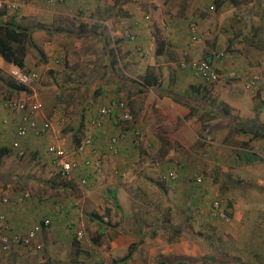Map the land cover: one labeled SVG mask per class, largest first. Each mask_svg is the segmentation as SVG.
I'll return each mask as SVG.
<instances>
[{
  "label": "crops",
  "instance_id": "obj_1",
  "mask_svg": "<svg viewBox=\"0 0 264 264\" xmlns=\"http://www.w3.org/2000/svg\"><path fill=\"white\" fill-rule=\"evenodd\" d=\"M230 3L232 4L231 1ZM121 6L125 11L128 8L125 7L126 5ZM211 6L214 7L213 4ZM127 13L128 12L125 14ZM178 14H182V12L175 13V15ZM144 16L137 15L138 18H133L131 25L128 26H125L126 22L122 21L124 26L119 25L116 29H108L105 35L92 29V27L86 29L85 25L81 28L78 27L79 30L77 29L74 31H67L61 27H54L55 33L60 34L61 37L71 35L75 37H70L69 39L65 37L68 40H62V38L57 39L56 51H50L46 47V38L38 37L39 32H48L47 27H39V25L36 24L37 20L43 19L44 16L37 17L36 22L27 20L24 24H19V26L29 29L35 27L36 29L32 31V45L29 46L28 49L35 45L34 42L36 41L34 40L38 37L37 42L39 46L42 45L49 56L55 57L56 62L61 63L66 61L69 70L72 68L74 73L75 71L80 73L79 79L90 78L91 80V78L94 77L95 68L92 63V69H87L85 71L79 69L78 63H75L77 58H79V62H81L79 64L82 65L83 59L94 61L98 56L101 57V78L107 80L111 75V81H108L107 84L92 88L89 86H80L78 84L75 85L69 81L65 84V87H63L64 89L61 90V93L65 92V89L71 92V96L67 100L68 102L75 104L84 103L85 105L93 102L91 100L95 99V104L99 103L100 105H105L113 99H126L130 104V94L124 90L123 92L126 95L119 93L121 88L125 89L124 87H129L125 82V78L127 77L124 76L120 78V76L115 75L116 73L123 72L139 80L136 97H142L141 100L145 99V108H143L142 111L150 112V116L148 117L150 121H160L157 124L151 123L153 126H159L164 123L163 127L166 128V126L171 125L173 122L181 120L182 123L185 122L187 126L189 122H196L194 127L186 129L185 135H189L193 139V141L189 143V146L196 147L193 149L199 152L197 159L199 165L201 167L206 164L211 165L210 163L213 161V167L215 168L233 169L236 174V181L234 182V187L236 188L232 190H235V193L231 192L227 208L222 206L224 200L219 201L221 207L215 209L214 207L211 209L208 202H206V206L204 202L207 197L206 195L199 194L195 198L190 199V195L187 194L184 198V200H187L186 203L190 200L194 202L185 205L183 211L177 213L183 215L184 225L183 222L177 218L172 202L170 203V209L167 208L164 209V211H159L157 205L152 202L151 198L148 199L147 197V201L142 198L139 200L136 194L132 195V200L128 193H126L127 198L126 194L124 195L125 197H120L122 201L123 199H127L126 208L124 209L121 199H119L118 202V197L115 196V189H104L111 202H106V198L104 200L102 199V207L97 213H91V209L89 208L85 209V213L89 219L84 224L81 223L75 230V232L82 231L83 236L81 239L83 240L79 241L81 239H74L70 242V245H72L74 249L72 250V257H70L71 260L67 262V264H162V262L168 263L170 258L173 259L174 264H185L179 260L180 258L198 260L197 264H264V95L261 96L259 92H257L260 95L258 97L252 99L242 98L238 96V93L237 96L235 95V88L229 87L230 85H224L221 82L215 84L204 83L194 75L189 67H179L178 64L180 63L181 65V63L185 61L189 64L201 58L210 61L218 53L212 55L213 51H195L192 49L188 37L185 42L183 29L176 28L179 21H174L173 19V25L169 31H166V33L162 35V46L158 48L156 43H158L159 37L157 40L155 39L154 30H151L146 25L140 26V23L144 21V19H148L147 15ZM11 19L14 20V17H11ZM11 19H9L7 10L0 12V20H3V22H10L9 20ZM59 19H63V17ZM98 20H100V18ZM43 21L45 22V20ZM100 21L104 20L102 19ZM12 23L16 24V22ZM80 33H82L81 36H79ZM127 33L133 34L134 38L132 40L128 38V40L126 38ZM190 36L191 34H189V37ZM90 37L94 39L90 41ZM82 38L85 40L84 44L80 42ZM129 41L131 42L129 43ZM263 50L264 48H257V51L261 52V56H264ZM219 55V58L223 57L227 55V51H223ZM241 64L246 65V61H242ZM15 67L16 65L5 61L0 56L1 69H7L10 73ZM24 67L35 70L31 65V59H29L27 55L25 57ZM258 67H260V69L264 67V58L261 59ZM230 68L235 69L234 65H231ZM234 69L232 70L234 71ZM90 72H92V74ZM162 72H171L174 78L168 77L169 79L164 81L161 79L160 75H158V73ZM154 77L157 78L155 83L153 80ZM146 78L150 81V85L145 83ZM263 79L261 83L264 82ZM82 82L86 83L88 81L84 80ZM219 87H223L226 90L224 94L217 96L215 95V90ZM170 88L174 91H171ZM76 90L77 94L75 93ZM187 91L197 95L194 97V95H191ZM171 92H182L186 94L191 101L194 98L196 101L192 102V104H194V112L191 113L187 106L179 102L182 100L172 99L173 97L170 96ZM145 97H148V99ZM217 97H219L221 101H219ZM56 98L55 103L58 104L59 97ZM149 98L154 100L150 102ZM155 100L157 104H155ZM34 101H37V99L34 98ZM159 101L164 104H169L174 112H170L169 110L165 111L162 105L158 103ZM57 107L59 108V106ZM98 107L90 114L96 113ZM41 110L42 108L40 111ZM158 111L159 113L156 114ZM12 113L13 112H10L9 114ZM39 113L36 115V118L40 122L43 120L39 119ZM81 113H83V111H81L80 114ZM9 114L0 113V151L1 148H3L0 156L3 155L5 161L8 160L6 157L9 154L8 150H10V144L15 139L16 122L18 121L15 115L12 117L11 115L9 116ZM53 117L56 116L54 115ZM4 120L6 121L5 123ZM60 121L61 118H58L53 123L57 125ZM257 121L262 126V129H258L255 126L254 122ZM56 128H52V132H55ZM111 128L112 127H108L109 131L104 133L98 131L99 135L97 136L96 143L99 141L97 144H99L100 147L97 149L101 153H104L105 150V140L103 139L108 135ZM49 132L44 134V136ZM261 133H263V135ZM57 134L58 131H56V135ZM37 137L40 136L30 130L28 134L20 140L21 146L26 142V145H29L31 147L30 149H32V156L40 155V160L53 168L54 165L52 164V160L50 156L46 154V148L50 144L61 146L56 140H52L51 135H48L47 141H52L47 143V147L44 141L45 148H42L39 145V143H42V140L37 141L35 139ZM155 139H157V137ZM184 144L187 145L186 142H184ZM39 146L42 150L40 153ZM129 147L130 149L132 147L131 140L121 145L119 154L108 156L101 160V172L102 170L109 171V163L113 159L116 160L115 166L118 167L119 171L116 169L115 173L114 171L112 172L115 178L108 181L112 185L120 186V184H122L121 179L123 178L121 177L124 172L121 171L125 170L121 167L128 161ZM61 148L65 150V148ZM210 151L213 152L212 155H205V153ZM86 155L88 154L76 155L77 167L79 166L76 173L80 176L86 175L87 177L93 175L92 178H94V180L90 178V180L92 179L90 184H93L92 182L98 181L100 176L98 178L97 176L94 177L96 174L92 173L91 166L85 164L83 159ZM72 157H74V155ZM54 172L57 173L56 169ZM0 178L2 179V175H0ZM29 178L30 177H27L26 179ZM197 180H199V182L201 181L198 178ZM65 183V187H69L67 184L73 182ZM230 185L233 186L231 183ZM92 186L93 185H91L90 188H92ZM23 192L25 191H19L15 195L13 193V197L9 195L11 197L9 206L2 204L3 206L1 207L7 218L6 226L12 233H25L39 220L51 218L48 214H45L43 218L37 217V219H33L37 213L35 214L29 211H49L52 205L48 202L43 206L42 202L44 199L42 196L40 203L41 207L43 206L44 209H40L37 204H29V207L27 204L20 207L21 201H15L14 198L18 197ZM86 193L87 196H89V192L87 191ZM49 199L52 200L51 197ZM166 199L168 200V197H166ZM56 202L57 201L52 202L53 212L55 215L63 216V206L60 202L56 205ZM145 209L147 211H145ZM193 212H195V216ZM78 214L81 216L82 211H79ZM97 215L101 217V220L95 218ZM108 216H111L110 219H108ZM30 220L32 221L29 222ZM188 221L189 223H187ZM207 228L211 229V234L206 233L205 230ZM68 232H72V230L70 231V229L66 227L57 229L56 233L58 234L54 233L53 240L60 242L62 240V235ZM51 234V231H44L43 240L47 237L49 238ZM233 246L239 249L233 248ZM94 249H97L98 255L94 253ZM13 250L21 251L18 248H13L9 252ZM13 253L15 254L14 251ZM90 253H94L95 256L90 255ZM243 253L245 255H242ZM9 256H11L12 259L21 258L23 263L32 261L30 257L25 259L17 255L8 254L7 258H9ZM166 259L168 260L166 261ZM33 261L35 260L33 259ZM57 262L59 261H55V263ZM14 263L19 264V260H15ZM0 264L6 263H1L0 261ZM10 264L13 263L10 262ZM189 264H191V262Z\"/></svg>",
  "mask_w": 264,
  "mask_h": 264
},
{
  "label": "rangeland",
  "instance_id": "obj_2",
  "mask_svg": "<svg viewBox=\"0 0 264 264\" xmlns=\"http://www.w3.org/2000/svg\"><path fill=\"white\" fill-rule=\"evenodd\" d=\"M12 1L17 3V8L3 10H7L9 19L14 17V20H9L10 22H16L17 25H21L27 20H33L36 22L37 17L44 16L43 19H38L36 24L42 27L45 26V28L47 27L48 32H39L38 37L47 39L46 47L50 51L57 50V39L62 38V40H68L70 37L75 38L72 35L65 36L68 39L64 36L61 37L60 34L55 33L54 27H61L67 31H74L77 29L79 30V28L85 25L86 29L92 27V29L105 35L108 32V29H116L119 25L124 26L122 21L126 22L125 26H128L131 25L133 18H138L137 15H147L148 19H144V21L140 23V26L142 27L146 25L151 30H154L155 39L157 40L159 37L156 45L160 48L163 42L161 37L166 31H169L173 25L172 19L174 21H179L176 28L183 29L185 42L188 37L192 49L195 51H213L212 55L218 53L210 60V62L213 66L220 68L223 72L227 73L225 74L224 80L220 81L221 83L224 85H230L229 87L231 88H235V95L237 96L238 93V96L242 98L252 99L264 95V82H260L259 88L260 85L261 88L260 90L257 89L259 95L258 93L255 94L247 91L244 87L243 81L247 75L260 69L258 66L261 59L264 58V56H261V52L257 51V48L252 45V40L249 37L254 33L253 27L257 26L259 31L255 41H258L259 44H263L264 42V0H261L256 4L252 1L237 0L238 4L236 5H233L229 0H226L218 10L216 8L211 9V5H214V0H63V2L51 4L48 3L47 0ZM121 5H126L125 7H128L126 11ZM126 12L128 13L125 14ZM176 12H182V14L175 15ZM60 17H63V19H59ZM99 18L104 21L98 20ZM43 20H45V22ZM0 21L3 22V20ZM191 23H194L197 27L196 39H191V36L189 37V25ZM38 37L34 40L36 41L34 42L35 45L30 47L26 54L28 58L31 59L32 67L35 68L38 73V79L36 81L32 82L29 86H21L19 91H12L10 90L11 88H9V85L14 82L11 74L7 69L0 68V113H10V111L4 106L5 98L17 97L26 98L28 100L36 98L37 101L42 104V110L38 115L39 119L50 121L52 127L47 135H40V137L35 139L37 141L42 140V143H39L42 148H45V142L47 147V143L56 140L61 147L65 148L66 153L70 154L75 145L74 134L79 133L78 127L80 125L81 116L88 115L100 104H95V99L91 100L93 102L85 105L84 103H70L67 100L71 96V92L65 89V92L61 93V90L64 89L63 87H65V84L69 81L75 85L89 86L91 88L98 87L111 81L112 76L110 75L107 80L101 78L102 68L100 64V56L94 61L83 59L82 65L79 64L81 62H79V58L76 57L77 61H75V63H78L80 67L79 69L83 71L92 69V63L95 68V74L91 80L90 78L79 79L80 73L78 71H75L74 73L72 68L69 70L66 61L61 63L56 62L55 57L49 56L44 47H42V45L39 46V43L37 42ZM83 38L80 40L82 44L85 43ZM126 38L132 40L134 36L132 34ZM91 39L94 38L90 37V41ZM130 42L131 41H129V43ZM223 51H227V55L219 58V54ZM244 60L246 61V65L241 64ZM182 63L187 64L186 61ZM178 65L179 67H182L180 63ZM231 65H234L235 69L230 68ZM232 69H234L235 72L234 77H231L229 74V72L233 71ZM90 73L92 74V72ZM115 75L120 76V78L124 76L127 77L125 78V82L129 87L126 86L124 87L125 89L121 88L119 93L126 95L123 92L124 90L130 94L131 103L129 106L132 110L133 117L129 123L131 126H135L141 131V141L139 145L135 146L132 144L131 149L129 147L128 161H126V164L121 167L125 170L121 171L124 172L121 177L123 178L121 179L122 184L116 186L108 182L115 178V170H118V167L115 166V159L109 163V171L102 170L100 173L101 175H94V177L97 176V178L100 176L98 181L90 184V181L92 179L94 180V178H92L93 175H90L89 177L84 175V177L86 176L87 183L85 185H80L78 182L79 177H77L80 175L77 174V176H75V181L77 183L73 182L67 184V186L70 187L69 188L65 187L66 183L57 177L58 175L54 172L55 168L53 165L52 168L42 162L40 160V155L32 156V149H30L31 147L29 145H26V142L22 146L25 150L24 157H19L11 148H9V154L6 157L8 158L7 161L3 159V155L0 156V175H2V179L0 178V192H5L6 195H10L11 197L19 191L27 192L29 197L24 201H21L20 207L27 204L28 207L29 204H37L40 209H44L43 206L49 202L52 206L48 212H45L44 210V212H42V210H39L38 212L36 210L29 211H31V213H37L33 219H37V217L43 218L45 214H48L51 217V224L46 230L44 229L41 234H39V242L42 245L41 249L27 252L18 248L21 251L13 250L15 254L13 251L9 253L0 251L1 263L10 264V262H12L13 264H17L14 263V261L19 260V264H67V262L71 260L70 257H72V250L74 249L73 246L70 245V242L74 239L78 240L77 231L75 232V230L81 225V223L84 224L89 219L85 213V209L89 208L91 209V213H97L102 207V199L104 200L106 198V202H111L104 189H115V196L118 197V202L119 199H121L124 209L126 208L127 199H123L122 201V198L126 193H128L131 199L133 197L132 195L136 194L139 200L142 198L147 201V197L148 199L151 198L152 202L157 205L159 211H164V209L167 208L170 209V203L172 202L175 214L183 224L185 223L182 218L183 215L177 213H181L185 205L194 202L193 200H190L186 203L187 200H184V198L187 194L190 195V199L195 198L199 194L206 195L207 197L204 202L206 206V202H208L211 209L213 208L215 200H225L222 203V206L225 208L228 207V200L231 196L230 194L231 192L235 193V190L232 189L236 188L234 187V182L236 181L235 171L230 168H215L213 167V161H211V165L206 164L202 167L199 165L197 160L199 152L193 149L196 147L189 146V143L193 141V139L189 135H185L186 129L194 127L196 122H189V125L187 126L185 122L182 123L181 120L173 122L169 126L165 125L166 128L163 127L164 123L159 126H153L151 123L157 124L160 121H150L148 119L150 112L142 111L143 108H145V99L141 100L142 97H136L139 80L136 78L134 79L123 72L116 73ZM158 75H160L161 79L164 81L170 77L174 78L173 73L171 74V72H162L158 73ZM84 80H87L88 82H82ZM77 90L75 91L76 94ZM170 90L174 91L171 88ZM225 90L226 89L223 87L216 88L215 95L220 96L225 93ZM56 97H59L58 104L55 103V100L57 99ZM145 98L148 99V97ZM149 99L150 102L154 100L151 98ZM217 99L219 100V97H217ZM158 103L162 105L165 111L169 110L170 112H174L169 104H164L160 101ZM155 104H157L156 100ZM57 106H59V108ZM81 111H83V113L80 114ZM157 113H159V111L156 112V114ZM10 115L14 117L13 113L9 114V116ZM54 115L56 117H53ZM58 118H61V121L57 125H54L53 122ZM62 121H64L63 124ZM254 124L258 129H262V126L258 121L254 122ZM54 127L57 128L55 129V132H52V128ZM56 131H58L57 135ZM48 135H51V141H47ZM106 137L107 135L103 140H105ZM156 137L157 139H155ZM98 142L99 141H97V143ZM184 142H186L187 145H185ZM97 143L95 141V145L99 149L100 146ZM40 146L39 153L42 151ZM211 152L212 151L207 152L205 155H212L213 152ZM67 156L69 157L71 155ZM113 171L114 173L112 174ZM164 171L167 172L163 173ZM169 171H175L176 178L161 181L163 175ZM27 177L30 178L26 179ZM90 178L92 179L90 180ZM197 178L201 181L199 182ZM230 183L233 186H231ZM91 185H93L92 188H90ZM158 186H160V188ZM87 191L89 192V196H87ZM41 196L44 199L42 207L40 203ZM121 196L122 198H120ZM50 197L52 200L49 199ZM166 197H168V200ZM53 201H57L56 205L58 202L61 203L63 206V216L54 214ZM9 204L10 202L7 203L6 206H9ZM2 206L3 205L1 204L0 211H2ZM219 207H221L220 202ZM79 211H82L81 216L78 214ZM145 211L147 210L145 209ZM194 213L195 212H193V214ZM195 215L196 214H194V216ZM110 217L111 216H108V219H110ZM31 221L32 220L29 222ZM187 223H189V221ZM61 227H66L67 229H70V231L72 230V232L63 234L60 242L54 241V233L58 234L56 231ZM48 230L51 231L52 234L49 238L47 237L43 240V232H49ZM205 231L206 233L211 234V229L207 228ZM82 240L83 239L79 241ZM233 248L239 249L235 246H233ZM94 250V253L98 255L97 249ZM94 253H90V255H94ZM8 254L17 255L25 259L30 257L32 258V261L29 263H23L21 258L12 259L11 256L7 258ZM242 255L245 254L243 253ZM33 259L36 262L33 261ZM179 260L185 264H189L193 261L196 262L195 264L198 263V260ZM55 261L59 262L55 263Z\"/></svg>",
  "mask_w": 264,
  "mask_h": 264
},
{
  "label": "built area",
  "instance_id": "obj_3",
  "mask_svg": "<svg viewBox=\"0 0 264 264\" xmlns=\"http://www.w3.org/2000/svg\"><path fill=\"white\" fill-rule=\"evenodd\" d=\"M48 3H60L63 0H47ZM17 3L12 0H0V12L5 9H15L17 8ZM213 7L211 6V9ZM191 39H196L197 37V27L194 23L189 25ZM127 36H131L127 33ZM182 67H189L194 75L201 79L202 82L207 84L218 83L225 78V72L222 69L213 66V64L207 59H200L192 61L190 64L181 63ZM12 78L22 86H29L32 82L38 79V73L36 70L29 69L26 67L16 66L15 69L10 71ZM231 77L235 76V72H229ZM264 78V68L258 71L252 72L247 75L244 81V87L250 93H257L259 89V84ZM5 108L13 115L16 116L17 126L15 129V139L10 144V148L19 156H25V150L21 146L20 140L24 138L30 130L34 131L37 135L46 134L52 127V124L48 120L38 121L36 115L41 109V104L38 101L28 100L26 98L8 97L5 98ZM117 114V118L124 121L122 127H118L117 130L110 131L105 139V150L104 153L99 152L93 143L95 137L91 134L84 137L78 146L74 157L67 156L68 154L56 144H50L47 147V155L50 156L52 164L56 168L57 174L61 180L64 182H74L75 179V169L77 168V161L75 159L76 155H84L87 153L86 157L83 159L85 164L91 166V170L94 174H99L101 172L102 163L101 160L108 156H114L119 154L121 145L131 140V143L135 146L139 145L141 141V131L135 126L125 124L129 122L132 118L131 109L129 102L126 99H113L106 105L99 107L96 110V116L91 120L90 125L99 128L103 125L109 116ZM6 121L4 120V123ZM64 121H62V124ZM164 179H175V171H169L163 175ZM79 184L85 185L87 183L86 177L79 178ZM29 197L27 192L21 193L18 197L14 198L15 201H23ZM11 201V198L3 192H0V205H6ZM214 208L219 207V201L215 200L213 203ZM7 218L3 211H0V250L2 252H9L13 248H20L24 251H32L41 249L42 245L39 242V234L47 228L51 221L50 219H42L37 223L32 225V227L25 232L20 234L17 232H10L6 226ZM83 236L82 231L77 232V238L80 239Z\"/></svg>",
  "mask_w": 264,
  "mask_h": 264
},
{
  "label": "trees",
  "instance_id": "obj_4",
  "mask_svg": "<svg viewBox=\"0 0 264 264\" xmlns=\"http://www.w3.org/2000/svg\"><path fill=\"white\" fill-rule=\"evenodd\" d=\"M226 0H214V7L217 10L225 3ZM233 5L238 4L237 0H230ZM248 2H253L254 4L260 2L261 0H246ZM51 4V3H50ZM40 27V25H39ZM254 29V33H252L251 36H249L251 38V43L254 47L259 48V49H263L264 48V42L263 44H259L258 41L256 40V37L258 36V31L259 28L257 26L253 27ZM36 30L35 27L33 28H25L19 25H16L15 23L12 22H1L0 21V56L7 62L14 64L16 66H20V67H24L25 66V57L27 54V49L29 46L32 45V31ZM82 33L79 34V36H81ZM264 41V39H263ZM13 79V78H12ZM154 83L156 82L157 78H153ZM9 86V88H11L10 90L12 91H19V88L22 86L19 83H17L14 79ZM149 80L146 78L145 79V83L149 84ZM153 83V84H154ZM150 85V84H149ZM188 92V91H187ZM190 93V92H188ZM191 95H194V97L197 95L193 92L190 93ZM170 96H172L174 100H182L179 101L182 104H184L185 106H187L189 108V111L191 113L194 112V104H192V102H196L194 100V98L191 100L188 99L186 94H183L182 92H171ZM173 100V101H174ZM178 102V101H176ZM103 106V104H101ZM101 105H99L101 107ZM106 105V104H105ZM99 108V107H98ZM96 116V113L94 114H88L85 116H81L80 118V125L78 127V131L79 133H75L74 134V148L71 151V153H65L68 155H71V157L76 153V150L78 148V146L80 145L81 141L84 139L85 136L91 134L95 137L93 143L97 140V136L99 135V132H106L109 131L108 127H112L110 129V131H114L117 130L118 127H122L124 121H122L120 118H117V114L114 113L113 115L109 116L105 121H103V125L100 126L99 128H97L96 126H91L90 122L91 120ZM131 116L133 117L132 114V110H131ZM128 127L130 125L129 122L125 123ZM260 124V123H259ZM118 127H115V126ZM99 131V132H98ZM101 134V133H100ZM263 135V133H261ZM3 148H1L0 153H2ZM79 168V166L75 169L77 170ZM167 171H164L163 173H165ZM93 173V172H92ZM75 176H77V173L75 171ZM77 177H84V175L82 176H77ZM161 178V177H160ZM168 179H161V181H167ZM75 182V179H74ZM68 183V182H67ZM158 185V183H157ZM160 188V186H158ZM162 189V188H161ZM95 218H97L98 220H101V217H97L95 216ZM102 223V221H101ZM29 252V251H27ZM181 260H183V258H180ZM191 259V258H189ZM168 259H166L167 261ZM195 261L191 262V264H194ZM162 264H174L173 259H169L168 263H163Z\"/></svg>",
  "mask_w": 264,
  "mask_h": 264
},
{
  "label": "clouds",
  "instance_id": "obj_5",
  "mask_svg": "<svg viewBox=\"0 0 264 264\" xmlns=\"http://www.w3.org/2000/svg\"><path fill=\"white\" fill-rule=\"evenodd\" d=\"M3 11V10H2ZM56 169V168H55ZM58 175V174H57ZM63 181V180H62Z\"/></svg>",
  "mask_w": 264,
  "mask_h": 264
}]
</instances>
